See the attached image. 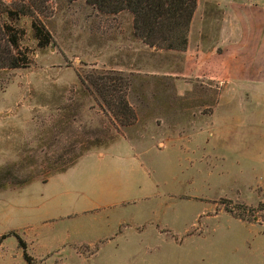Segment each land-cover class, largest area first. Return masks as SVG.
Returning a JSON list of instances; mask_svg holds the SVG:
<instances>
[{
    "label": "rangeland",
    "instance_id": "rangeland-1",
    "mask_svg": "<svg viewBox=\"0 0 264 264\" xmlns=\"http://www.w3.org/2000/svg\"><path fill=\"white\" fill-rule=\"evenodd\" d=\"M216 1L197 0L178 50L144 42L128 11L0 0V20L30 11L10 21L29 63L0 68V264H264V86L233 77ZM100 72L128 79L125 124L89 84ZM122 138L137 150L96 157Z\"/></svg>",
    "mask_w": 264,
    "mask_h": 264
},
{
    "label": "trees",
    "instance_id": "trees-1",
    "mask_svg": "<svg viewBox=\"0 0 264 264\" xmlns=\"http://www.w3.org/2000/svg\"><path fill=\"white\" fill-rule=\"evenodd\" d=\"M85 1L106 13L128 11L132 15L136 35L144 42L150 46L178 50L184 49L187 44L188 30L197 3V0ZM27 12H30L29 9L19 6L5 9L6 19L0 20V68L25 67L29 63L27 53L19 46V33H16L10 22ZM31 27L39 47L53 42L50 32L41 21L32 20ZM89 84L117 121L122 124L128 122L133 112L126 99L127 78L118 72L91 73ZM123 86H126L124 93Z\"/></svg>",
    "mask_w": 264,
    "mask_h": 264
},
{
    "label": "crops",
    "instance_id": "crops-1",
    "mask_svg": "<svg viewBox=\"0 0 264 264\" xmlns=\"http://www.w3.org/2000/svg\"><path fill=\"white\" fill-rule=\"evenodd\" d=\"M221 10V27L219 31V41L223 47V54L231 57V70L234 72L233 77L240 82L244 88H261L264 86V0H217ZM254 93V92H253ZM260 96V93L257 94ZM258 96L248 95L249 98ZM128 147L136 151L135 146L124 138L117 140L109 145L102 154L96 156L104 160L111 149ZM84 157L95 156L93 153L83 155ZM82 156V157H83ZM81 157V158H82ZM80 159V158H79ZM78 162V161H77ZM76 162V163H77ZM75 163V164H76ZM107 213V211H106ZM124 217H122L123 219ZM127 218V217H126ZM121 219V220H122ZM133 221V213L128 214V219ZM242 222L254 224L259 222ZM120 222V219H118ZM110 229V226L108 227ZM127 227L124 226L123 232ZM131 232L121 233L117 240L123 243L132 238L134 229L129 228ZM114 238V237H108ZM106 238L107 240H109ZM205 259L201 258L199 264H235L217 256L212 251L203 252ZM258 260V259H257ZM226 261V262H225ZM240 263L242 261H235ZM246 263H251L247 260Z\"/></svg>",
    "mask_w": 264,
    "mask_h": 264
}]
</instances>
